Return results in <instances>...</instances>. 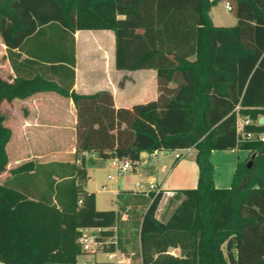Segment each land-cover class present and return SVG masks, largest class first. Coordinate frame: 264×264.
Segmentation results:
<instances>
[{
    "label": "trees",
    "instance_id": "obj_1",
    "mask_svg": "<svg viewBox=\"0 0 264 264\" xmlns=\"http://www.w3.org/2000/svg\"><path fill=\"white\" fill-rule=\"evenodd\" d=\"M229 1L237 24L221 27L210 15L218 0H0V36L16 73L12 81L0 77V175L12 138L2 104L39 93L72 99L79 161L52 164L58 171L49 174L52 165L30 161L1 181L0 263L78 264L82 229L114 236L119 213L99 211L86 190L93 161L86 154L140 163L143 152L195 148L198 187L175 193L179 204L166 222L156 216L162 194L149 204L140 220L141 263L264 264V141L240 140L235 113L240 106L254 121L246 132L264 135V0ZM50 28L60 46L30 47ZM83 30L113 31L117 69L155 70L159 98L126 109L109 91L75 92L74 34ZM23 53L21 67L34 69L28 75L18 74ZM235 149L252 156L237 164L230 188H216L211 154ZM42 173L44 192L9 186L13 177L40 181Z\"/></svg>",
    "mask_w": 264,
    "mask_h": 264
},
{
    "label": "crops",
    "instance_id": "obj_2",
    "mask_svg": "<svg viewBox=\"0 0 264 264\" xmlns=\"http://www.w3.org/2000/svg\"><path fill=\"white\" fill-rule=\"evenodd\" d=\"M218 1V4L213 6L210 12L213 23L215 19H222V14L214 11V9L223 7L224 10H227L226 4L231 2L229 0ZM223 2H225L224 5ZM221 27H226V25L223 24ZM74 41L76 67L73 89L75 92L89 95L99 91H109L113 94L115 107L126 109L159 98L160 93L155 70L124 71L117 69L116 38L113 31H78L74 34ZM0 55L3 60L0 63V77L12 81L16 77V73L10 63L7 48L3 45L2 39L0 40ZM27 57V54L23 53L21 59H18V74L28 75L34 72V69L30 71L21 67L20 63L26 60ZM2 112L5 116V126L12 131V138L6 148L9 165L7 171L2 175L4 181L9 177L11 170L30 161L45 165L57 163L79 164L75 156L77 116L72 99L53 92L39 93L26 100H15L11 103L4 102ZM34 151H46V153L38 156L33 153ZM30 152H32V159H25ZM196 153L197 151L194 148L192 154L181 161H177L175 157L169 159L168 154L165 152L147 154L137 164L135 170L131 172L134 177H137L136 187L127 190L122 183L118 184L115 194L117 196L122 195V197H118L121 199L118 204H124L123 195L129 194L128 192L133 194L138 184H141L144 189H148L149 184L154 182L162 191H173L175 193L197 188L199 167L196 162ZM251 156L249 150L213 151L211 162L214 166L216 188H230L237 164L247 161ZM87 158L95 162L105 161L97 158L94 154H88ZM110 161L114 166H117L115 159ZM56 179L58 178L56 177ZM13 180L9 182L11 183ZM86 190L89 191L88 188ZM168 200H164L161 205H165ZM178 204L176 205L178 206ZM177 206H174V209ZM146 209H144L143 214ZM159 209H161V206ZM124 210L119 209V207L116 209L117 212H123ZM139 212L142 213V209H139ZM156 216L158 218V211ZM174 251L175 253L172 252L173 255L179 254V250Z\"/></svg>",
    "mask_w": 264,
    "mask_h": 264
},
{
    "label": "rangeland",
    "instance_id": "obj_3",
    "mask_svg": "<svg viewBox=\"0 0 264 264\" xmlns=\"http://www.w3.org/2000/svg\"><path fill=\"white\" fill-rule=\"evenodd\" d=\"M224 4L225 2H223V5ZM230 4L233 6L232 11L224 10L223 7L214 9V11H218L222 14V19H215V25L223 26L224 24L226 25V27H230L237 24L236 8L231 2ZM49 30L50 32L47 33L44 37L40 35L36 38V40H32L29 44L30 47L37 46V42H39L38 45H43V47H58V45L60 46L62 39H60V35H58V32H56L54 28H50ZM2 61V56L0 55V63ZM33 153L38 156H42L46 153V151H34ZM165 153L168 154L167 156H169V159H174L175 153ZM31 157L32 152H30L29 156L25 159H32ZM51 170L58 171V167L56 165H52L51 167L46 169V173L49 174ZM88 174L89 180L87 182L86 188H88L90 192L95 193L97 209L99 211H116V209H118L119 207V209H125L124 211H126L128 215L127 220H122V214H120L121 218L118 225L119 257L132 259L131 264H142L140 258L139 242L140 220L142 218L144 209L149 206L150 201L141 195L125 194L123 195L124 201L122 200L125 203L118 204V201L121 200L118 197H122V195L117 196L115 194L119 183H122L123 187L127 190L134 189L136 187L137 177H134V174L132 173H128L123 177H118L117 166H114L110 160H105L104 162L89 161ZM109 176H112L113 179H110ZM41 177L42 179H40L39 181L38 179L35 180L34 178H29L28 176L22 175L16 177L13 182L9 184V186L13 188L16 187L18 189L29 187L33 190L40 185L41 191L44 192L48 189L49 177H47V175L44 173L41 174ZM2 180L3 176L0 175V182ZM176 204H178V201L174 198H170V200H168L165 205H161V209H158V218L161 221L166 222L174 212V206H177ZM139 209H142V213L139 212ZM173 252L175 253L174 250ZM78 260L79 263H82L84 261H93L95 260V258L90 256H81ZM97 260L105 261L106 257L103 254H98Z\"/></svg>",
    "mask_w": 264,
    "mask_h": 264
},
{
    "label": "built area",
    "instance_id": "obj_4",
    "mask_svg": "<svg viewBox=\"0 0 264 264\" xmlns=\"http://www.w3.org/2000/svg\"><path fill=\"white\" fill-rule=\"evenodd\" d=\"M226 8L228 11H232L233 7L230 3L226 4ZM242 109L240 106H237L235 109L236 118H237V135L241 140H254L258 139L260 141H264V135L256 134L252 132H246V128L253 125L254 121L249 116H243L241 113ZM259 124V122H258ZM194 148L180 149L172 151L175 153V159L177 161H181L185 157L192 154ZM88 155V154H86ZM117 164V173L118 177H123L128 173H131L135 170L137 166V162H133L130 159H115ZM110 179H113L112 176H109ZM135 195H143L145 198L149 199L150 202H153L154 199L162 194V198L159 204V207L163 203L164 200H168L170 198H174L175 192L173 191H162L154 182L149 184L148 189H144L141 184L137 185V189L133 191ZM153 195V196H152ZM119 216L122 214V220H127L128 215L126 211L118 212ZM121 218V217H120ZM119 218V220H120ZM114 236L105 238L102 235L101 229L96 228H85L81 230V237L79 239V243L82 246L83 256H93L95 260L93 261H84L78 264H123V263H132V259L130 258H121L119 257V242H118V225L113 229ZM114 245L116 247L115 252H107L105 249ZM98 254H103L106 257L105 261H98Z\"/></svg>",
    "mask_w": 264,
    "mask_h": 264
},
{
    "label": "water",
    "instance_id": "obj_5",
    "mask_svg": "<svg viewBox=\"0 0 264 264\" xmlns=\"http://www.w3.org/2000/svg\"><path fill=\"white\" fill-rule=\"evenodd\" d=\"M258 122H259V125H264V116L260 117ZM146 155H147V153L143 152V153L141 154L142 159L145 158ZM251 164H252V162L249 163V166H250Z\"/></svg>",
    "mask_w": 264,
    "mask_h": 264
}]
</instances>
